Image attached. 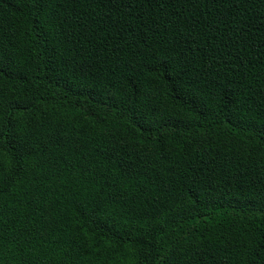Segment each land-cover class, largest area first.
I'll use <instances>...</instances> for the list:
<instances>
[{"label":"trees","instance_id":"obj_1","mask_svg":"<svg viewBox=\"0 0 264 264\" xmlns=\"http://www.w3.org/2000/svg\"><path fill=\"white\" fill-rule=\"evenodd\" d=\"M0 264H264V0H0Z\"/></svg>","mask_w":264,"mask_h":264}]
</instances>
